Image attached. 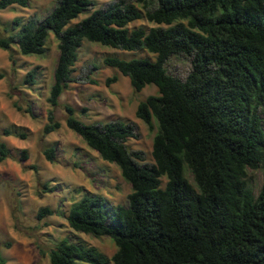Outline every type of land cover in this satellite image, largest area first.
I'll list each match as a JSON object with an SVG mask.
<instances>
[{"label": "trees", "instance_id": "obj_1", "mask_svg": "<svg viewBox=\"0 0 264 264\" xmlns=\"http://www.w3.org/2000/svg\"><path fill=\"white\" fill-rule=\"evenodd\" d=\"M90 5L91 0H56L41 19L14 18L7 35L0 36V49L15 46L20 55L40 56L48 35L56 38L46 98L51 108L72 81L83 40L153 54V61L102 59L104 67L127 77L133 91L146 85L157 89L134 111L147 128L151 119L156 123L152 163L124 145L137 137L133 123L83 124L64 106L66 128L114 164L130 192L125 205L115 206L84 195L64 218L74 232L108 238L115 247L109 258L94 247L61 239L48 251L49 264H264V177L255 195L246 180V170L264 162L259 116L264 115V0H114L67 26ZM11 6L26 8L28 0H0V10ZM142 18L154 26L128 30L130 22ZM170 57L188 61L183 79L166 72ZM33 78L34 70L28 71L24 83L32 84ZM115 81L113 74L104 83ZM46 113L43 134L59 127L52 109ZM1 133L26 138L24 132ZM53 151L41 150L46 161H52ZM9 157L0 141V162ZM26 157L21 150L20 161ZM51 214L40 207L36 218ZM0 264H5L1 256Z\"/></svg>", "mask_w": 264, "mask_h": 264}, {"label": "rangeland", "instance_id": "obj_2", "mask_svg": "<svg viewBox=\"0 0 264 264\" xmlns=\"http://www.w3.org/2000/svg\"><path fill=\"white\" fill-rule=\"evenodd\" d=\"M55 1L28 0L26 8L11 6L0 10V36L7 35L9 30L5 31V28L9 29L12 19L20 18L22 22L32 16L41 19ZM112 1L91 0L89 9L67 26ZM135 6L142 11L139 4ZM140 26L148 29L154 25L142 18L130 22L127 28ZM56 44V38L49 34L45 52L40 56L20 55L15 46L9 51L0 49V141L10 152V157L0 162V256L5 264H49L48 251L61 239L94 247L106 258L115 251L108 238L74 232L64 219L71 204L84 195L100 196L108 205L115 206L125 205L130 192L118 168L101 160L95 151L66 128L64 106L71 107L72 116L83 124H103L114 120L133 123L137 137L126 139L124 145L128 151H140L144 162L152 163L150 152L156 123L151 119L152 127L147 128L134 116V111L147 96L157 95V89L146 85L138 92L133 91L127 77L104 67L102 59L146 58L153 61L154 55L144 50L122 51L83 40L72 66V81L59 95L56 107L51 108L46 98L57 59ZM164 68L167 73L183 79L189 63L181 57H170ZM30 70H34L33 83L25 84L24 77ZM113 74L116 81L106 85L105 79ZM87 80H93L95 84ZM26 108L30 113L24 111ZM50 109L59 127L43 134L46 112ZM259 116L264 132V115L260 113ZM3 129L24 132L26 138L20 140L4 136L1 133ZM50 147L54 150L53 159L48 162L41 150ZM21 150L26 151L27 157L20 161ZM262 166L246 170V180L254 195L264 177V162ZM185 178L191 183L187 172ZM160 180L163 185L165 179L162 177ZM46 189L51 190L45 192ZM40 207L49 208L52 214L38 220L36 212Z\"/></svg>", "mask_w": 264, "mask_h": 264}]
</instances>
